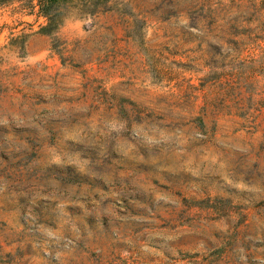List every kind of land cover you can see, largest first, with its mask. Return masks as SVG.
<instances>
[{"label": "rangeland", "instance_id": "rangeland-1", "mask_svg": "<svg viewBox=\"0 0 264 264\" xmlns=\"http://www.w3.org/2000/svg\"><path fill=\"white\" fill-rule=\"evenodd\" d=\"M262 2L0 1V264H264Z\"/></svg>", "mask_w": 264, "mask_h": 264}, {"label": "trees", "instance_id": "trees-1", "mask_svg": "<svg viewBox=\"0 0 264 264\" xmlns=\"http://www.w3.org/2000/svg\"><path fill=\"white\" fill-rule=\"evenodd\" d=\"M0 1H2V0H0ZM40 1H41V8H42V10H44L47 7V4L49 2H52L53 0H40ZM262 7H264V0L262 2Z\"/></svg>", "mask_w": 264, "mask_h": 264}]
</instances>
